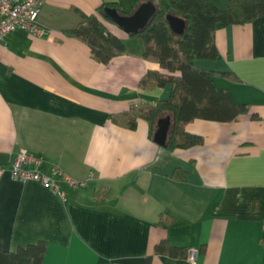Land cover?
<instances>
[{
    "label": "crops",
    "instance_id": "1",
    "mask_svg": "<svg viewBox=\"0 0 264 264\" xmlns=\"http://www.w3.org/2000/svg\"><path fill=\"white\" fill-rule=\"evenodd\" d=\"M147 1L161 3L45 0L37 16L45 35L16 29L0 41L3 247L42 241L41 264H264V16L217 26L218 58L193 60L248 111L230 122L193 119L184 131L202 143L171 149V112L138 118L133 128L113 120L172 92L170 83L140 85L148 70L164 72L144 57L141 38L102 17L126 45L104 64L65 34L102 4L129 15ZM165 118L163 146L154 139ZM21 149L39 158L44 172L60 170L54 177L62 195L12 178L10 163ZM161 214L169 217L164 225ZM162 240L195 249V260L156 253Z\"/></svg>",
    "mask_w": 264,
    "mask_h": 264
},
{
    "label": "trees",
    "instance_id": "2",
    "mask_svg": "<svg viewBox=\"0 0 264 264\" xmlns=\"http://www.w3.org/2000/svg\"><path fill=\"white\" fill-rule=\"evenodd\" d=\"M103 7L105 4L95 13L85 15L82 22L65 34L85 42L94 58L106 64L113 57L126 53V45L104 24ZM170 14L185 21L183 33L178 34L170 28L167 21ZM260 16H264V0H228L224 8L218 7L213 0H161L148 25L131 36L141 38L144 57L156 61L164 71L148 70L140 85L154 87L170 83L172 92L168 99L158 101L153 107L130 108L124 114L126 119L114 117L113 120L133 128L138 118L153 121L162 111H169L173 114V123L167 147L172 149L202 143L200 136L184 131V125L193 119L230 122L246 113V105L234 103L226 89L215 85L213 73L196 68L193 60L218 58L214 40L217 26L242 25ZM168 218L161 214L158 222L164 225ZM154 250L173 257L188 255V248L173 246L167 240L157 243ZM45 251L46 243L42 241L7 251L0 236V264H41Z\"/></svg>",
    "mask_w": 264,
    "mask_h": 264
},
{
    "label": "built area",
    "instance_id": "3",
    "mask_svg": "<svg viewBox=\"0 0 264 264\" xmlns=\"http://www.w3.org/2000/svg\"><path fill=\"white\" fill-rule=\"evenodd\" d=\"M45 0H0V41L10 32L22 29L34 36H43L47 30L39 25L37 16ZM12 178L20 181H36L42 186L60 193L55 175L60 170L53 166L49 173L42 170L41 160L25 149H21L10 163ZM74 183V182H73ZM62 195V193H60ZM197 251L188 250V259L195 260Z\"/></svg>",
    "mask_w": 264,
    "mask_h": 264
},
{
    "label": "water",
    "instance_id": "4",
    "mask_svg": "<svg viewBox=\"0 0 264 264\" xmlns=\"http://www.w3.org/2000/svg\"><path fill=\"white\" fill-rule=\"evenodd\" d=\"M156 10V6L152 2L147 1L141 3L136 10L129 15L120 14L116 8L105 6L102 9V16L110 19L125 33L134 35L148 25L152 17L155 15ZM167 21L170 28L174 32H178L180 34L183 33L184 23L182 19L172 15H167ZM168 123L169 121L167 118L162 120L154 139L155 142L163 146L165 140L164 133Z\"/></svg>",
    "mask_w": 264,
    "mask_h": 264
},
{
    "label": "rangeland",
    "instance_id": "5",
    "mask_svg": "<svg viewBox=\"0 0 264 264\" xmlns=\"http://www.w3.org/2000/svg\"><path fill=\"white\" fill-rule=\"evenodd\" d=\"M141 40V39H140Z\"/></svg>",
    "mask_w": 264,
    "mask_h": 264
}]
</instances>
